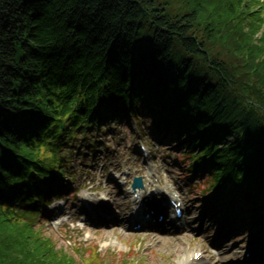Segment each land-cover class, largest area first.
Returning <instances> with one entry per match:
<instances>
[{
	"label": "trees",
	"instance_id": "1",
	"mask_svg": "<svg viewBox=\"0 0 264 264\" xmlns=\"http://www.w3.org/2000/svg\"><path fill=\"white\" fill-rule=\"evenodd\" d=\"M263 31L264 0H0V264H104L96 247L58 250L36 215L64 149L129 113L182 137L209 186L243 184L253 202Z\"/></svg>",
	"mask_w": 264,
	"mask_h": 264
},
{
	"label": "rangeland",
	"instance_id": "2",
	"mask_svg": "<svg viewBox=\"0 0 264 264\" xmlns=\"http://www.w3.org/2000/svg\"><path fill=\"white\" fill-rule=\"evenodd\" d=\"M109 126V129L104 132L94 133L92 144L86 146L90 140L86 143L80 141L79 148H76L74 152H67L70 173L65 181H69L71 192L47 206L39 219L41 223L37 221L38 225L44 223L40 227L41 231L46 237L54 240L58 250H66L82 260L80 253H87L86 257L90 258L94 254L93 247H97L104 264H184L186 256L192 253L196 245H200L206 247L212 264H230L240 260L243 251L251 244L256 246V241L252 239V236L257 233L256 228L245 226L231 233L222 249L214 250L212 243L217 230L221 231L218 229L217 220L222 217H216L214 220L204 215L200 222L195 220V217L202 215L207 208L214 205L220 206V203L215 204L219 190L213 193L205 191L204 166L200 168L199 174L191 173L186 168L185 164L191 160L180 155L183 146L175 145L180 139L172 138L170 139L172 142H165L166 136L163 134L155 136L150 122L146 119H141L139 122L131 120L130 124L110 123ZM138 139L145 141L149 146L156 165L164 164V169L161 171L163 184L180 186L188 207L189 221H191L188 229L154 233L146 230L136 232L124 224L112 223L97 226L88 221L85 226L79 227L78 221L87 218L83 212L85 206L80 197L83 193L106 194L116 190L117 187L119 194L115 196L120 200L125 198L126 205L130 208L131 196L125 193L126 186L119 187L117 181L114 182L110 176L113 171L119 175L123 168H128L131 172L127 177L128 184L133 175H142L146 178L144 176L146 169L136 147ZM120 178L123 179V175ZM72 194L75 196H71ZM241 196L242 191L233 193L223 202L224 207L220 210H226L225 215H227L235 208L236 213L239 205L244 206ZM258 200L262 201V208H264V193L259 194ZM116 211L123 218L129 210L121 212V209H116ZM247 212L245 211L239 218L246 220ZM64 214L70 216L72 220L62 227H53L56 217ZM80 224L84 225L85 222L82 221Z\"/></svg>",
	"mask_w": 264,
	"mask_h": 264
},
{
	"label": "bare ground",
	"instance_id": "3",
	"mask_svg": "<svg viewBox=\"0 0 264 264\" xmlns=\"http://www.w3.org/2000/svg\"><path fill=\"white\" fill-rule=\"evenodd\" d=\"M143 194H144V191H138V196L139 197H142L143 196ZM89 199H91V198H89ZM188 259V258H187ZM185 262L186 263H184V264H191L190 263V261H188V260H185ZM193 264H211L210 262H208V261H200L199 263L198 262H193Z\"/></svg>",
	"mask_w": 264,
	"mask_h": 264
}]
</instances>
